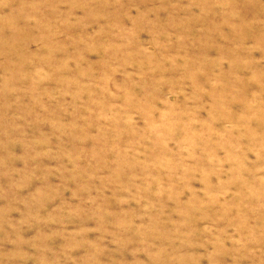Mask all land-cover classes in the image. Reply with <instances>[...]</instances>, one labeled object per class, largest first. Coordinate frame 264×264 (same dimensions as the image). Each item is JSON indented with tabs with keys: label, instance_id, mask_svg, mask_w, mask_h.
Here are the masks:
<instances>
[{
	"label": "rangeland",
	"instance_id": "rangeland-1",
	"mask_svg": "<svg viewBox=\"0 0 264 264\" xmlns=\"http://www.w3.org/2000/svg\"><path fill=\"white\" fill-rule=\"evenodd\" d=\"M0 264H264V0H0Z\"/></svg>",
	"mask_w": 264,
	"mask_h": 264
}]
</instances>
